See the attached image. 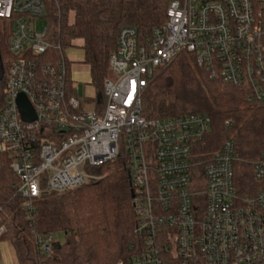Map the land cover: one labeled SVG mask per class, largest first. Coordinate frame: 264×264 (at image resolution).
Instances as JSON below:
<instances>
[{"label": "built area", "instance_id": "obj_1", "mask_svg": "<svg viewBox=\"0 0 264 264\" xmlns=\"http://www.w3.org/2000/svg\"><path fill=\"white\" fill-rule=\"evenodd\" d=\"M44 17V0H0V18L14 21L15 57L3 90L0 149L12 156L28 208L43 192L99 180L96 167L123 157L140 250L121 264H264V150L253 163L258 187L241 193L233 137L202 157L208 113L149 118L143 103L156 69L183 51L212 79L264 103V0H171L165 22L147 38L123 26L109 55L117 77L105 79L92 109L78 96L71 61L52 39L49 21L37 29ZM21 93L35 111L32 121L22 118ZM57 240L36 237L45 251Z\"/></svg>", "mask_w": 264, "mask_h": 264}, {"label": "trees", "instance_id": "obj_2", "mask_svg": "<svg viewBox=\"0 0 264 264\" xmlns=\"http://www.w3.org/2000/svg\"><path fill=\"white\" fill-rule=\"evenodd\" d=\"M171 0H44L51 37L63 48L83 41L84 63L91 69L97 92L110 74L109 55L116 48L120 29L135 26L142 37L166 20ZM74 12L73 23L68 22ZM14 21L0 18V79L2 92L11 62ZM242 87L212 79L194 54L179 53L156 69L143 93L144 113L165 118L191 112L211 116V130L200 144L202 157L220 150L229 137L237 145L236 178L241 193L258 187L253 163L264 150V103L249 100ZM4 98L0 99V109ZM230 122V125H227ZM12 156L0 149L1 241L12 243L18 264H121L136 254L137 215L123 157L96 167L102 177L82 187L43 192L32 208L18 192L19 179ZM58 240L50 251L36 243L40 235Z\"/></svg>", "mask_w": 264, "mask_h": 264}, {"label": "rangeland", "instance_id": "obj_3", "mask_svg": "<svg viewBox=\"0 0 264 264\" xmlns=\"http://www.w3.org/2000/svg\"><path fill=\"white\" fill-rule=\"evenodd\" d=\"M74 12H69L68 22L70 23L71 19H74ZM48 24L47 18H38L36 20L37 29L39 31ZM82 41H74L72 46L64 48V54L71 61L70 65H76L81 67V73L78 75V92L82 100L84 101V96L93 91V87L89 84L91 76L88 72L86 63L83 62L84 59V50L82 47ZM74 61V62H72ZM117 77L114 71L110 70L109 78L114 80ZM2 80L0 79V99L2 100ZM85 108L92 109L96 107V100L91 103H86L84 101ZM0 264H18V259L15 253V249L11 242L1 241L0 242Z\"/></svg>", "mask_w": 264, "mask_h": 264}, {"label": "water", "instance_id": "obj_4", "mask_svg": "<svg viewBox=\"0 0 264 264\" xmlns=\"http://www.w3.org/2000/svg\"><path fill=\"white\" fill-rule=\"evenodd\" d=\"M99 98L101 101V95L99 94ZM17 103H18V107L19 110L21 112L22 118L25 121H32L36 118V114L35 111L33 109V107L31 106L27 96L23 93L19 94L18 98H17ZM131 197H134V193L131 192Z\"/></svg>", "mask_w": 264, "mask_h": 264}, {"label": "crops", "instance_id": "obj_5", "mask_svg": "<svg viewBox=\"0 0 264 264\" xmlns=\"http://www.w3.org/2000/svg\"><path fill=\"white\" fill-rule=\"evenodd\" d=\"M75 41H82V40L78 39V40H75ZM82 43H83V41H82ZM72 62H74V61H72ZM83 62H84V59H83ZM86 65H87V68H88V72H89V74L91 76L90 66L88 64H86ZM80 73H81V67L72 64L71 65V77L73 78V80H75V82H77V84H78L77 78H78V75H80ZM91 82H92V77H91V80H90V83L89 84L93 87V91H91L90 93H88L87 95L84 96V99H85L84 101L86 103H91L92 101H94L95 100V97L98 94L97 89L92 84L93 82L92 83ZM78 96L80 97L79 92H78Z\"/></svg>", "mask_w": 264, "mask_h": 264}]
</instances>
